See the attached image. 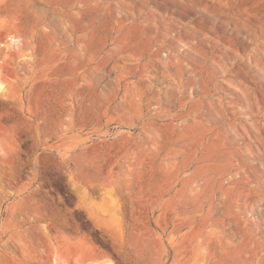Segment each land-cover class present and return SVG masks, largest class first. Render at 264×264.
Returning a JSON list of instances; mask_svg holds the SVG:
<instances>
[{"label":"rangeland","instance_id":"rangeland-1","mask_svg":"<svg viewBox=\"0 0 264 264\" xmlns=\"http://www.w3.org/2000/svg\"><path fill=\"white\" fill-rule=\"evenodd\" d=\"M0 264H264V0H0Z\"/></svg>","mask_w":264,"mask_h":264}]
</instances>
